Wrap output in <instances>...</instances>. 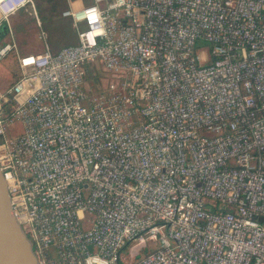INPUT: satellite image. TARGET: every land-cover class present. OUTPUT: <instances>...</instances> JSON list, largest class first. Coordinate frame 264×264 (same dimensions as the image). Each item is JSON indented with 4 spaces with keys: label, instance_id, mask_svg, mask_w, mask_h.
Segmentation results:
<instances>
[{
    "label": "built area",
    "instance_id": "1",
    "mask_svg": "<svg viewBox=\"0 0 264 264\" xmlns=\"http://www.w3.org/2000/svg\"><path fill=\"white\" fill-rule=\"evenodd\" d=\"M12 5L34 8L6 0L0 26ZM62 17L74 45L52 52L42 32L20 55L6 23L0 48L21 73L0 90V174L37 264L135 248L132 264H264V0H90ZM93 66L112 78L97 95Z\"/></svg>",
    "mask_w": 264,
    "mask_h": 264
},
{
    "label": "rangeland",
    "instance_id": "2",
    "mask_svg": "<svg viewBox=\"0 0 264 264\" xmlns=\"http://www.w3.org/2000/svg\"><path fill=\"white\" fill-rule=\"evenodd\" d=\"M89 3L90 0H33L35 15L27 10V5L9 14L7 19L13 34L15 33L14 41L17 53L20 55L40 54L43 51V45L37 37L41 32L44 35H49L50 48L53 52L74 45L77 41V34H75L71 22L62 17V13L68 9L69 5L75 7ZM2 16L3 12L0 9V18ZM2 45L1 42L0 48ZM20 76L16 52L11 51L0 60V90L11 86ZM110 80H112L111 76L103 73L99 67L93 66L90 74L86 75L85 89L89 94L97 95ZM18 131H20L19 126L11 129L12 134H16ZM144 252L143 248H135L132 251L131 249L125 250L121 255L120 264H132L137 258H141Z\"/></svg>",
    "mask_w": 264,
    "mask_h": 264
},
{
    "label": "water",
    "instance_id": "3",
    "mask_svg": "<svg viewBox=\"0 0 264 264\" xmlns=\"http://www.w3.org/2000/svg\"><path fill=\"white\" fill-rule=\"evenodd\" d=\"M27 10L35 15L33 7ZM10 200L0 174V264H37L31 242L11 214Z\"/></svg>",
    "mask_w": 264,
    "mask_h": 264
},
{
    "label": "crops",
    "instance_id": "4",
    "mask_svg": "<svg viewBox=\"0 0 264 264\" xmlns=\"http://www.w3.org/2000/svg\"><path fill=\"white\" fill-rule=\"evenodd\" d=\"M3 22H6V23L10 26V28H11V25H10L8 19H6V21H5V20H2V21H1V23H3ZM11 30H12V29H11ZM74 30H75V34H76V29L74 28ZM41 33H42V32H41ZM14 34H15V33H14ZM39 35H40V34H39ZM39 35H38L37 39H38L39 41L42 42V45H43V48H44V43H43V41L40 39ZM46 35H47V34H46ZM48 36H49V35L45 36V39H46V42L48 43V47H49V49L51 50V48H50V40H49V37H48ZM8 39H9V35L6 34L2 39H0V43H1V42H2L3 44L7 43ZM33 41H34V40H33ZM33 41H32V42H33ZM51 51H52V50H51ZM52 52H53V51H52Z\"/></svg>",
    "mask_w": 264,
    "mask_h": 264
},
{
    "label": "trees",
    "instance_id": "5",
    "mask_svg": "<svg viewBox=\"0 0 264 264\" xmlns=\"http://www.w3.org/2000/svg\"><path fill=\"white\" fill-rule=\"evenodd\" d=\"M7 33V24L6 22H3L0 26V39H2ZM27 54V53H26ZM24 55V54H23ZM18 67V65H17ZM90 74V73H89ZM17 81V80H16ZM15 81V82H16Z\"/></svg>",
    "mask_w": 264,
    "mask_h": 264
},
{
    "label": "bare ground",
    "instance_id": "6",
    "mask_svg": "<svg viewBox=\"0 0 264 264\" xmlns=\"http://www.w3.org/2000/svg\"><path fill=\"white\" fill-rule=\"evenodd\" d=\"M5 1H6V0H0V4L4 3ZM15 8H16V5H12V6H10V7H6V8L4 9V13H6V14H10V13H12V11L15 10Z\"/></svg>",
    "mask_w": 264,
    "mask_h": 264
}]
</instances>
